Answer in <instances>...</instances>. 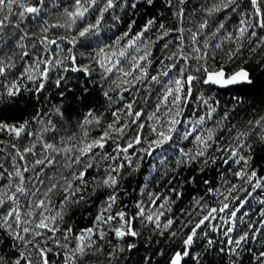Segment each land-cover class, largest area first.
I'll return each instance as SVG.
<instances>
[{
	"label": "snow or ice",
	"instance_id": "obj_1",
	"mask_svg": "<svg viewBox=\"0 0 264 264\" xmlns=\"http://www.w3.org/2000/svg\"><path fill=\"white\" fill-rule=\"evenodd\" d=\"M0 264H264V0H0Z\"/></svg>",
	"mask_w": 264,
	"mask_h": 264
}]
</instances>
